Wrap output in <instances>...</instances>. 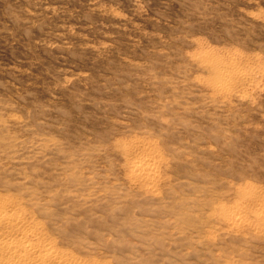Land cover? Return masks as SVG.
<instances>
[{
    "label": "rangeland",
    "instance_id": "374dc122",
    "mask_svg": "<svg viewBox=\"0 0 264 264\" xmlns=\"http://www.w3.org/2000/svg\"><path fill=\"white\" fill-rule=\"evenodd\" d=\"M0 197L86 264H264L218 220L264 198V0H0Z\"/></svg>",
    "mask_w": 264,
    "mask_h": 264
},
{
    "label": "bare ground",
    "instance_id": "6f19581e",
    "mask_svg": "<svg viewBox=\"0 0 264 264\" xmlns=\"http://www.w3.org/2000/svg\"><path fill=\"white\" fill-rule=\"evenodd\" d=\"M224 77L229 78V75L225 73ZM154 144L155 142L150 140L141 145L136 142L131 148L132 152L125 153L126 160L130 161V172L138 180H151L156 176L154 167L156 169L157 153L156 155L146 153V149L154 148ZM154 187L155 184L150 182L149 188L152 190ZM249 199L250 197L245 199L243 206L220 211L218 220L228 225L227 228L255 226L264 233V198L259 200V206L255 207L253 205L255 202L251 199L250 205H253V208L246 214L242 209ZM39 239V232L13 201L0 197V264H86Z\"/></svg>",
    "mask_w": 264,
    "mask_h": 264
}]
</instances>
